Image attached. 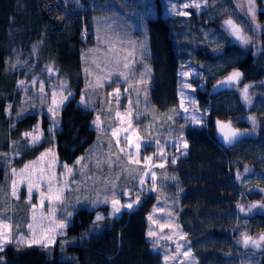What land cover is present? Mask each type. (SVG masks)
<instances>
[{
	"label": "rangeland",
	"instance_id": "374dc122",
	"mask_svg": "<svg viewBox=\"0 0 264 264\" xmlns=\"http://www.w3.org/2000/svg\"><path fill=\"white\" fill-rule=\"evenodd\" d=\"M197 3L199 8L195 7ZM185 4L189 7H184ZM154 5L155 0H141L138 5L136 0H109L104 7L99 5L100 12L92 18L93 40L97 42L88 50L90 78L77 104L93 111L91 127L97 137L72 164L60 162L54 147L59 111L73 96L67 80L51 63L38 66L33 49L25 57L14 59L12 66L17 64L22 73L16 82L20 91L16 111L19 115L35 113L38 118L22 138L29 147L44 142L46 146L21 166H14V151L6 153L8 184L6 190L0 187V225H7L3 231L8 237L3 249L8 245L49 249L64 235L74 209H94V219L98 221V216H105L101 209L106 207L109 217L118 218L123 211L134 210L140 200L150 194L154 204L147 215V236L161 263L199 264L177 220L180 194L165 182L171 177L169 163L185 157L188 144L182 134L178 135V127L167 124L164 117L179 124L206 128L215 104H220L223 113L228 96H214L208 100L204 81L214 79L216 82L222 78L220 75L231 70L235 52H230L234 47L225 52L224 49L233 37L236 41L242 39L237 44L241 51L261 55L264 17H256L260 6L255 0H252L254 18L249 11V0H160L159 10ZM158 11L179 25L175 42L182 54L178 69V103L173 110L164 113L149 103L147 88L151 68L140 63L148 49V36H144L145 17H153ZM229 20L242 28L240 38L231 35L226 23ZM29 59L33 61L32 66L25 69ZM110 83L115 86L107 91ZM244 88L241 89L243 94ZM198 93H203L204 98L200 99ZM257 95L263 96L264 88L259 89ZM247 96L249 100L243 95L241 101L249 117L237 116L233 122L243 121L246 128L242 134L253 138L256 131L260 134L262 129L264 138V100L261 97L257 102L263 109L252 111L249 88ZM96 103L101 105L97 110L93 107ZM12 111L13 107L8 106L6 114L11 116ZM248 127L251 129L247 130ZM29 133L31 135H26ZM33 137L38 139L34 141ZM248 145L245 142L238 148L244 157L236 162L234 179L242 192L249 194L246 197L242 193L238 195L236 206L239 208L232 220V229L237 234L221 264H260L264 253V241L260 239L264 233L256 231V225L264 222V198L253 199L254 189H260V196L264 193V141ZM65 165L72 168L71 173ZM60 189L63 191L58 192ZM57 195L60 196L58 200ZM113 201L119 202V212L114 211ZM129 203L131 208L125 206ZM60 223L65 227L60 228ZM256 233L259 234L255 236ZM49 237L46 244L32 242ZM245 237L257 241L259 247L251 243L246 246Z\"/></svg>",
	"mask_w": 264,
	"mask_h": 264
},
{
	"label": "trees",
	"instance_id": "16d2710c",
	"mask_svg": "<svg viewBox=\"0 0 264 264\" xmlns=\"http://www.w3.org/2000/svg\"><path fill=\"white\" fill-rule=\"evenodd\" d=\"M108 1L0 0V187L3 190L8 184L6 153L14 151V166H21L46 146L44 142L29 147L22 138L38 118L35 113L19 115L16 111L20 97L16 82L22 77L17 64L12 66L17 57L23 58L33 49L36 64H53L73 92L59 111V130L54 142L59 161L72 164L96 140V131L91 127L94 113L77 102L90 78L88 50L97 42L93 40L92 18L100 12L99 5L104 7ZM255 1L260 6L256 17L262 19L264 0ZM138 2L140 4L141 0H136V5ZM154 6L159 10L160 0H155ZM158 13L162 15L160 11ZM146 27L149 47L140 63L151 68L147 88L149 103L164 113L173 110L178 103V69L182 54L175 36L180 28L174 20L160 16L147 19ZM231 47L234 49L230 54L235 52L232 68L243 73L241 85L239 82L226 86L229 72L220 75L222 78L216 82L214 79L207 82L208 87L212 86L210 92L219 91L217 95H207L208 100L214 96H228L223 105L225 111L222 113L220 104H215L206 128L179 124L164 117L167 124L178 127V135L182 134L188 144L187 155L174 164L169 163L171 177L165 182L180 194L177 220L190 240L199 264H221L224 253L232 249V238L237 234L232 229V220L239 208L236 206L238 195L242 193L246 197L249 194L243 193L234 179L236 162L244 157L238 148L245 142L251 147L253 143L264 141L262 129L260 134L256 131L255 138L242 134V140L232 149L221 147L215 137L213 122L219 119L229 121L242 132L246 128L243 121L233 122L234 117L248 116L241 101L243 86L249 88L250 110L263 109L257 102L261 97L264 100V95L259 97L257 93L264 88V47L260 56L241 51L232 40L224 52ZM32 62V59L26 61L25 69L32 66ZM242 83L247 84L242 86ZM113 86L115 83H110L106 90ZM197 96L204 98L203 93ZM8 106L13 107L11 116L6 114ZM100 106L96 103L93 107L97 110ZM259 190L254 189L253 199L264 198V193L260 196ZM153 204L154 197L149 194L134 210L123 211L118 218L109 217L107 208L102 207L105 216L98 221L94 219V209L78 207L74 209L64 235L53 247L8 245L0 251V264H162L147 236V215ZM256 231L264 233L263 221L256 225ZM260 264H264V253Z\"/></svg>",
	"mask_w": 264,
	"mask_h": 264
},
{
	"label": "snow or ice",
	"instance_id": "6c2138e0",
	"mask_svg": "<svg viewBox=\"0 0 264 264\" xmlns=\"http://www.w3.org/2000/svg\"><path fill=\"white\" fill-rule=\"evenodd\" d=\"M249 5H250L249 11L253 13V18H254V7L252 6V0H249ZM184 7L187 8V7H189V5L188 4H185ZM195 7L199 8L200 7V4H198V3L195 4ZM173 11H175V7H173ZM178 14H180V15H187V13H178ZM226 23L228 25L232 26L233 33L236 34L238 36V38H240L239 35H238L239 34V29L236 28L232 24V21L229 20V21H226ZM244 42L247 43L248 41L245 40ZM125 67H128V65L125 64ZM240 76H241V73L240 72H234V73H232L231 76L228 77L227 82L228 83H231L232 81L238 80ZM118 91L119 90H117V92ZM244 98H245V100H249V97L247 96V86L244 88ZM225 128H228L229 131L224 134V139L226 141H228L229 143H231L239 135V133L236 130L231 129L230 128V125H221V130L222 131ZM253 130H255V120L254 119H253ZM113 134L115 135L116 133L114 132ZM26 135H31V134L29 133V134H26ZM37 139H38V137H33V140L34 141L37 140ZM136 147L139 148V144H137ZM184 147H187V144L186 143H185ZM148 159H150V158H148ZM79 162L80 161L78 160L77 163H79ZM173 162H175V161H173ZM160 166L163 167V165H160ZM25 167H27V165ZM64 167L66 168V170H67L68 173H71L72 172V168H69L67 165H65ZM245 171H247V169H245ZM153 178H155L154 177V174H153ZM57 191L58 192H62L63 190L60 189V190H57ZM29 192H31V187L29 188ZM13 195H15V192H13ZM55 198L58 200V199H60V196L57 195ZM118 203H119L118 201H113V208H114V211H116V212H119L120 211V207L118 206ZM125 206L131 208L132 207V204L129 203V204L125 205ZM262 207H264V206H262ZM241 210L243 211V209H241ZM99 219H102V217H99L98 216L97 217V220H99ZM29 227L31 228V225H29ZM59 227L60 228L65 227L64 223H60L59 224ZM4 228H7V225H0V251L3 250V244L8 242V237H7V235L3 231ZM149 235L151 236L152 233L149 232ZM260 239L262 241H264V235H262L260 237ZM48 240H50V237L47 238V240H44V241H40V240H35L34 239L32 242L33 243H45L46 244L48 242ZM249 243L253 244L254 246L259 247V243L257 241L252 240L250 237H245L244 238V244L247 246ZM185 255H188V253H185Z\"/></svg>",
	"mask_w": 264,
	"mask_h": 264
},
{
	"label": "water",
	"instance_id": "95a60500",
	"mask_svg": "<svg viewBox=\"0 0 264 264\" xmlns=\"http://www.w3.org/2000/svg\"><path fill=\"white\" fill-rule=\"evenodd\" d=\"M228 80V79H227ZM226 80V86L228 87L229 84L233 83L234 81H232L231 83H228ZM221 125H230V128L233 130H236L239 135L231 142L229 143L228 141H226L224 139V134L226 132L229 131L228 128H225L223 131L221 130ZM213 127H214V134L215 137L218 141V143L221 145V147H223L224 149H232L234 146H236L243 138L242 136V131L240 128L234 127L229 121H225V120H216L213 122Z\"/></svg>",
	"mask_w": 264,
	"mask_h": 264
},
{
	"label": "flooded vegetation",
	"instance_id": "af4514ba",
	"mask_svg": "<svg viewBox=\"0 0 264 264\" xmlns=\"http://www.w3.org/2000/svg\"><path fill=\"white\" fill-rule=\"evenodd\" d=\"M254 1V0H253ZM257 2V1H256ZM258 14V11H257V13H256V15ZM162 17V18H168V17H163L162 15H160L158 12L157 13H155V15L152 17V16H146L145 17V25L147 24V19H155V18H157V17ZM232 24L236 27V28H238L239 29V34H240V32L242 33V28L237 24V23H235V22H233L232 21ZM228 25V24H227ZM228 27V29H229V31H230V33H231V35H233V36H236V34H234L233 33V28H232V26H227ZM147 28H146V31H144V36H148V32H147ZM238 34V35H239ZM234 38L235 37H233V42L235 43V45H237L238 43H240L241 41H242V39L241 40H238V41H236V40H234ZM148 47H149V37H148ZM229 72V74H231L232 75V73L233 72H240L241 73V76L239 77V79L238 80H235L233 83H231V84H229V85H238L239 84V82H240V85H241V81H242V78H243V73L241 72V71H239V70H234V68H232L230 71H228ZM230 75V76H231ZM244 84H247V83H242V86L244 85ZM204 85L206 86V94L207 95H212V94H214V95H217L218 93H219V91L217 90V92H210V88L212 87L211 85H209V87L207 86V82L206 81H204ZM241 86V87H242ZM207 97H209V96H207ZM209 103H211V102H209ZM243 132H245L244 130H243Z\"/></svg>",
	"mask_w": 264,
	"mask_h": 264
}]
</instances>
